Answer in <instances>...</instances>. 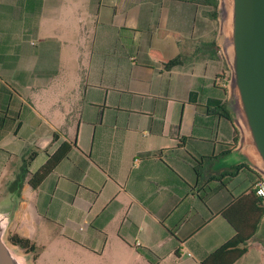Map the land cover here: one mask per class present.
<instances>
[{
	"label": "crops",
	"instance_id": "obj_1",
	"mask_svg": "<svg viewBox=\"0 0 264 264\" xmlns=\"http://www.w3.org/2000/svg\"><path fill=\"white\" fill-rule=\"evenodd\" d=\"M211 2L0 0V208L19 188L8 235L33 264H202L234 236L222 213L258 177L210 103ZM263 219L234 264H264Z\"/></svg>",
	"mask_w": 264,
	"mask_h": 264
},
{
	"label": "water",
	"instance_id": "obj_2",
	"mask_svg": "<svg viewBox=\"0 0 264 264\" xmlns=\"http://www.w3.org/2000/svg\"><path fill=\"white\" fill-rule=\"evenodd\" d=\"M217 14V41L230 71L226 110L239 136L227 162L243 163L264 180V0H217ZM11 194L0 208V264H33L7 239L17 208L18 195Z\"/></svg>",
	"mask_w": 264,
	"mask_h": 264
},
{
	"label": "trees",
	"instance_id": "obj_3",
	"mask_svg": "<svg viewBox=\"0 0 264 264\" xmlns=\"http://www.w3.org/2000/svg\"><path fill=\"white\" fill-rule=\"evenodd\" d=\"M210 5L213 7V17L216 18L215 9L217 8V0H212ZM210 103L217 104L216 110L222 117L231 120L230 114L225 108V103L221 100H211ZM235 142L238 140V131L235 129ZM63 149H65L63 147ZM61 149L56 155L51 156L44 166L29 180L30 186L35 189L42 179L49 174L62 157L64 150ZM223 155H227L226 153ZM246 167L241 164L236 167ZM258 179L260 177L257 175ZM19 195V188L12 191ZM224 219L234 230V236L221 247L213 251L202 264H234L247 251V242L254 236L257 231L261 219L264 217L263 200L258 198L255 190L251 193L237 199L229 208L222 213ZM8 241L13 245L26 252H33L34 246L26 239L20 238L16 234H9Z\"/></svg>",
	"mask_w": 264,
	"mask_h": 264
},
{
	"label": "rangeland",
	"instance_id": "obj_4",
	"mask_svg": "<svg viewBox=\"0 0 264 264\" xmlns=\"http://www.w3.org/2000/svg\"><path fill=\"white\" fill-rule=\"evenodd\" d=\"M215 12H216V19H215V21H217V23H218L217 8L215 9ZM218 29H219V24H218ZM81 30L83 31L84 34L86 33L85 37H87V36L90 37L91 31L88 30V29H86V26H85L84 23L83 24L81 23ZM219 49H220V47H219ZM220 52H221V49H220ZM221 55H222V52H221ZM223 60H224V58H223ZM226 67H227V65H226ZM222 78H223V81H224V84H225V86H224V92H225L226 104H227V101H228V82H229V79H230V71H229L228 67H227V72L222 76Z\"/></svg>",
	"mask_w": 264,
	"mask_h": 264
},
{
	"label": "built area",
	"instance_id": "obj_5",
	"mask_svg": "<svg viewBox=\"0 0 264 264\" xmlns=\"http://www.w3.org/2000/svg\"><path fill=\"white\" fill-rule=\"evenodd\" d=\"M255 194L258 198L264 200V180L258 179L255 185Z\"/></svg>",
	"mask_w": 264,
	"mask_h": 264
}]
</instances>
